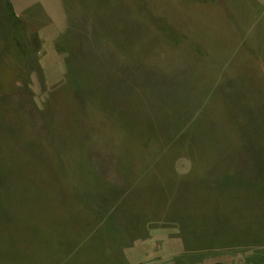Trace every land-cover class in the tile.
Returning <instances> with one entry per match:
<instances>
[{
    "label": "rangeland",
    "instance_id": "rangeland-1",
    "mask_svg": "<svg viewBox=\"0 0 264 264\" xmlns=\"http://www.w3.org/2000/svg\"><path fill=\"white\" fill-rule=\"evenodd\" d=\"M13 1L0 264H264V0Z\"/></svg>",
    "mask_w": 264,
    "mask_h": 264
},
{
    "label": "crops",
    "instance_id": "crops-1",
    "mask_svg": "<svg viewBox=\"0 0 264 264\" xmlns=\"http://www.w3.org/2000/svg\"><path fill=\"white\" fill-rule=\"evenodd\" d=\"M13 5H14V13L17 16V18L21 19L24 22L38 21L35 18H31V17H34V16L31 13H29L28 11H26L28 6H22L21 3H19L18 0H14L13 1ZM32 7H33V5H31V8Z\"/></svg>",
    "mask_w": 264,
    "mask_h": 264
}]
</instances>
